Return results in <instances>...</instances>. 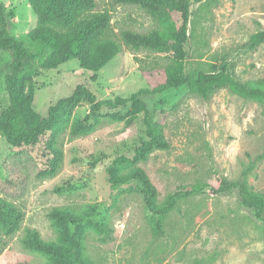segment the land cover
Instances as JSON below:
<instances>
[{
	"label": "rangeland",
	"instance_id": "obj_1",
	"mask_svg": "<svg viewBox=\"0 0 264 264\" xmlns=\"http://www.w3.org/2000/svg\"><path fill=\"white\" fill-rule=\"evenodd\" d=\"M107 11L113 39L124 31H164V8L158 0L147 8L94 0ZM7 30L20 40L36 26L29 0H0ZM173 21L177 24L175 15ZM264 31V0H204L190 7L186 70L226 66L244 84L264 78V43L248 49L249 39ZM26 62L23 74L33 97L25 112L46 116L50 106L85 86L97 101L126 99L150 85L139 68L166 66L172 51L121 52L97 72L77 59L58 65L49 53ZM7 56L0 52V112L8 105L4 76ZM151 122L161 127L169 148L152 153L141 168L158 192V202L175 188L198 183L244 181L250 193H264V104L246 101L226 87L206 100L188 86L159 95H143ZM146 139L142 114L131 104L92 112L80 100L64 106L53 128L34 147L12 148L0 136V199L23 214L19 229L0 231V264H47L23 246L29 231L55 243L59 232L51 213L68 210L88 216L82 228L84 258L93 264H264V224L239 208L235 193L212 194L209 188L179 202L153 237L150 214L135 183L112 189L105 169L118 156L130 157Z\"/></svg>",
	"mask_w": 264,
	"mask_h": 264
},
{
	"label": "trees",
	"instance_id": "obj_2",
	"mask_svg": "<svg viewBox=\"0 0 264 264\" xmlns=\"http://www.w3.org/2000/svg\"><path fill=\"white\" fill-rule=\"evenodd\" d=\"M150 1L152 0H115V3L147 8ZM203 1L158 0L165 10L164 17L169 22L167 29L147 33L124 31L120 34V42L111 36L109 12L96 11L94 0H29L36 16V26L20 40L9 34L6 8L0 4V52L8 59V73L4 76L8 105L0 112L1 138L12 148L34 147L53 128L56 115L64 106H74L83 100L92 112H98L104 107L113 110L131 104L133 114H142L146 139L134 149L130 157L114 158L105 173L112 189L129 183L137 185L144 206L150 214L153 237L164 235L165 220L177 209L180 201L200 195L205 188H209L215 195L235 193L239 208L249 213L254 221L264 224V193H250L244 181L179 186L159 203L157 189L143 169L137 167L124 175L118 174L122 169L133 168L145 162L152 153L169 148L161 127L151 122L150 111L141 99L143 95H159L171 89L188 86L201 99L206 100L213 89L226 87L246 101L264 104V78L247 85L237 81L226 66H213L207 72L186 70L190 7ZM174 15L177 24L173 21ZM262 43L264 31L253 35L247 47L254 49ZM33 47H37L35 53L38 55L48 52L52 65L77 59L83 69L92 72H97L108 64L123 47L131 51L151 52L169 49L172 51V59L166 66L161 67L156 63L145 70L140 67L139 71L150 87L132 94L129 98L97 101L91 91L79 85L70 97L50 106L46 116L35 114L29 117L25 108L32 100L33 91L27 84L23 70L26 62L34 57L30 51ZM51 217L59 232L57 241L46 243L36 231H29L23 246L44 256L47 264H93L84 258L81 240L82 228L89 217L78 216L68 210H55ZM22 222V212L0 199V231L5 236H10L19 229Z\"/></svg>",
	"mask_w": 264,
	"mask_h": 264
}]
</instances>
